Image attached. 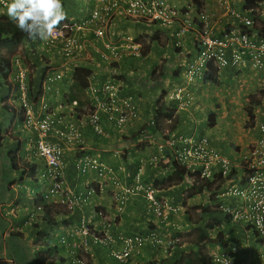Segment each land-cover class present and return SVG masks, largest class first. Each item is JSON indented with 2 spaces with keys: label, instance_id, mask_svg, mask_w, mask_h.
Listing matches in <instances>:
<instances>
[{
  "label": "built area",
  "instance_id": "2783aa9c",
  "mask_svg": "<svg viewBox=\"0 0 264 264\" xmlns=\"http://www.w3.org/2000/svg\"><path fill=\"white\" fill-rule=\"evenodd\" d=\"M5 5L4 1L1 2ZM119 9H123L125 15L132 19H145L147 21L160 22L162 25L172 24L176 17V12L168 5L167 0H96V5L90 16L81 23L70 22L57 28L51 37L45 39L44 46L47 50H55L66 59L81 61L83 58L91 59V54L86 53L88 41L83 38L87 34H94L96 39L104 41L108 30L114 24V16ZM205 20V28L202 31V50L195 63L184 72V76L190 82L201 81L209 66L213 69L223 70L228 67L239 68L247 57L253 62L254 67L263 68L260 53L264 52V43L258 53L257 43L250 38L248 33H240V30H233L229 34L217 38L213 35V29L209 23V16L202 13ZM247 26H252L253 21L249 18L244 19ZM188 28L183 29L179 35H183ZM83 34V37L78 35ZM125 44L115 46L105 43L103 49L97 50L101 55V60L107 65L118 62L130 53L134 57H140L142 50L140 44H133L128 38ZM36 48L32 47L31 49ZM86 53V54H85ZM15 81L20 87V100L25 110L24 128L35 134V155L45 162V169L41 173V179L50 183L48 198L54 197L61 199L64 205L74 208L75 205L87 203L86 197H74L66 192L64 182L63 158L65 146L81 148L84 154L76 163V168L82 174L97 172L100 176L111 173L106 165L95 156L88 153L83 132L74 122L64 115L62 109L64 103H59L53 107L49 102L43 100L39 104L30 100L28 95V68L24 59L18 56L14 59ZM62 79L61 74L49 77L48 82L54 83ZM94 110L87 114V123L95 134L104 136L105 131L102 127V115H106L109 122L113 123L118 129L123 128L127 123L138 119L139 114L131 98L120 96V89L117 83L108 80L98 89L94 86L90 88ZM56 94H59L56 91ZM180 110L186 109L189 105L184 92L179 89L172 94ZM77 102L69 106V112L74 113ZM68 116H71L68 115ZM260 136L257 142L248 148L240 156L238 163L221 155L210 145L209 139L199 136L188 138L180 137L178 141L168 143V148L173 152L176 162L189 171L199 172L201 179L217 181L216 176L226 178L230 175L234 167L242 165L246 175H249L247 189L242 190L235 186L223 188L220 197L238 198L244 200L246 205L244 210L232 213L230 209L224 208L228 215L235 221L247 222L254 228L263 246L260 254H256L254 260H245L236 263L232 256L217 251L212 254L213 264H224L228 260L229 264H264V123L259 127ZM161 155L151 159H142L137 165L135 177L131 185L120 183L119 180L112 181V199L115 210L118 214L126 208L128 197L142 195L149 207L154 212L156 218L164 223L169 220L172 214L180 211L161 197L160 190L152 183H145L143 172L147 165L156 164L164 157V149L161 147ZM95 194L94 190L88 191V196ZM223 208V207H222ZM100 230L92 234L89 226L83 224L80 234L85 236L83 246L85 253L79 264H89L87 253H89V239L94 244L105 246L111 249V255L116 264H128L134 254H139L147 245L162 247L163 252H169V247L180 242L179 237L170 235L162 236L156 231L148 235H135L123 240L121 248H115L116 239L113 236V220L104 211L100 214Z\"/></svg>",
  "mask_w": 264,
  "mask_h": 264
},
{
  "label": "clouds",
  "instance_id": "9594fccd",
  "mask_svg": "<svg viewBox=\"0 0 264 264\" xmlns=\"http://www.w3.org/2000/svg\"><path fill=\"white\" fill-rule=\"evenodd\" d=\"M3 1H4L5 5L3 3H1ZM167 2H168V5L173 7V9L175 10L176 17L173 20L172 24H168L165 26L162 25V23H160L158 21L157 22H153V21L151 22V21H147L145 19L129 18L125 15V13L123 12V9H119L124 13V18L127 22L136 21V22H139L143 25H145V24L151 25L152 29L150 30L149 34H139L138 36H133L132 34L126 35L119 44H115V46H120L121 44H125V43L129 42L128 38H131L133 41V44L134 43L140 44L142 47L141 48L142 53H141L140 57H134L130 53H127L122 58V60H120L118 62H113L109 66V65L102 62L101 55H100V53L97 52V50L103 49L104 42L102 45H97L96 42L101 41V40L96 39L94 34H93L94 40L92 41V39H89V36L92 33L87 34L85 37H83L82 33L78 34L88 41V48H87L86 53L91 54V59L83 58L81 61H77V60H73V59H66V58L62 57L58 52L55 51L57 49L49 51L44 46L45 39H48L49 37H51L57 28H61L66 23H70V22L81 23L85 19H87L95 7L96 1H95V5L92 8L90 14L85 19H83L81 21H76V20L65 21L67 19V13L65 12V10L63 8L62 0H11V2H9V0H0V20H5L6 18H9V20L14 22L16 24V26L21 31L28 33V35L30 37H33V38L39 37L41 39L40 41H36L34 45H32L30 43H24L21 47H19V49L17 50L16 53L11 55L10 62H11V66H12V72L8 78V82L11 83L12 88L5 86L4 88L8 89V95L5 99H0V106L9 105L13 109H15V114L12 113L14 115L13 126L15 125V123L17 121H21L23 129L32 135V137L29 140V147L32 149V152L34 153V155H35V134L32 131H28L24 128L25 110H24L23 105H22L21 100H20V96H21L20 87L15 81L14 59L18 56H21L24 59V63H25V65L29 71L27 83H28V87H29L28 95H29L30 100L34 101L35 105L39 104L43 100L46 101L47 100L46 94L49 91H52L53 94L55 95V97L58 99V100H56V105L53 107H57L59 105V103H64L65 105L62 109L64 115H66L69 119H74L73 121L76 122V124L78 126L79 125L81 126L80 123H84V122L88 126L86 116L90 110H92V111L94 110L93 103H95V99H94V97H92L90 88L92 86H94L98 89L101 85H103V83H105L108 80L115 81V83H117L119 86L120 96L124 97V98H131L132 102L136 106V108L138 110V114H139V117L137 120L127 123V125H125L121 129H118V127L116 128L113 123H110L105 114L102 115V127H103V129H104V119H105L107 125H112V127L115 128L114 130H116V132H113V133H119V135H121L124 132V130L127 129V127L129 128V126H133L140 119V110H139V107L136 103L134 96L131 93H129L125 96L121 95L122 90H126V83L124 82V80H121V78L123 76H125V74H129V77L131 76L133 78L134 72L140 73V80L136 78L135 86L149 87L150 85H152L151 79H152V76L154 74V70L157 69V66L160 64V61L162 59H167V57H170L172 59V61H175V59L183 58V62L180 64H176V63H173L172 61H169L170 63L166 64L164 66V70H163V73L161 76H163V75L168 76L171 74L173 76L181 75L182 80L185 83H187L188 85H195V84L205 85L206 84V87L209 86L212 89L215 88V86H216V88H218V86L222 85V83H220V81L217 85L210 80H206V77H207V75L213 73V75L216 78H218V80H219L221 73L227 68L219 71L217 69H213L212 66H209V70L205 73V75L201 81L190 82L184 76V72L190 67L191 64H193L197 61L198 56L202 50V44H201L202 43V41H201L202 40V31L204 30L205 25H206L205 20L202 18V13H206L209 16V23L213 29L214 37L221 38V37L229 34L233 30H236V31L240 30L239 31L240 33H248L250 35V38L257 43L258 53H260V47L264 43V0H257L253 3V5H251L249 7L242 5V3H243L242 0H216L217 7H218L217 8L218 13L223 15L225 18L230 19L233 22L232 24L227 25L225 28L222 27L221 29H219V24H216L217 20H216L215 12H213L212 9L209 8V6L205 0H196V1L195 0H167ZM247 18L251 19L254 22L252 26L246 25L244 19H247ZM63 21H65V22H63ZM114 22H115V16H114ZM185 28H188V31L183 35H179L180 32ZM222 29H223V31L220 32V30H222ZM167 32H170L171 35ZM164 35H167L170 38L169 43H168L169 47H167V48L161 47L162 49H164L165 52H164L163 56H159V58L156 61H153V62H156L155 63L156 65L153 64L152 67H146L143 63H141L139 66V64L137 63V59H140L143 57L149 58L151 53H152V50H153V47H152L149 50L148 54L146 56H144V54H145L144 50H143L144 44L142 42H140V38H142L143 36H145V38L148 37L149 41H151L153 46H154V45H156V43L160 42L161 36H164ZM190 37L193 38L192 43H189L188 39ZM187 45H189V46H187ZM32 47H36V48L31 49ZM190 49H192L193 51L188 52ZM186 50H188V51L186 52ZM185 52H186V56H185ZM52 54H55L54 58L51 56ZM95 55H97L99 57V63H102L103 66L107 67V69H108L109 78L105 79L103 82L96 81L97 75L95 74V71H97V70H95V67L93 66ZM174 56H175V58H174ZM245 58H246L245 62L239 68H235V67H228V68H232L236 71H240L246 65H248L256 71L264 72V67L263 68L254 67L253 62L250 61L247 57H245ZM260 58L264 64V52L260 53ZM124 60L126 61V63H130L131 68H130V70H124L122 73L120 70V64ZM56 61H58V62H56ZM57 63H59V66H56ZM116 63H119V67L117 68V73H116V69L114 68V65ZM174 65H175V68H174ZM43 66H46V71L42 74L41 78H40V76L35 78L34 74H36V68L37 67H43ZM62 66H68L70 68V72L72 73V76L70 77V79H71L70 85L72 83L73 74L78 67L88 66V67H91L93 70V76L90 80V86L88 89V95H89V98L91 100V103L88 106V108L86 109L85 114L82 117L78 116V113H77V110L79 109L78 105L75 107L74 113L69 112V106H72L73 102H77V101L70 102L67 98V94H68V90H69L70 85H69L68 90L66 92H65V90H63L61 88L62 83L67 82L66 79L69 77V76L63 75V73H62L63 70L60 69ZM127 67H129V66L127 65ZM127 67H126V69H127ZM147 70L149 71V74H150L149 76H146V74H143V72H145ZM55 74H61L62 79L59 81H56L54 83H49L48 82L49 77H52ZM117 76L120 77V79H118ZM145 79H146V81H145ZM160 79H158L154 82L155 89H158V82L160 81ZM207 83H209V85ZM38 84H39V88H37ZM210 85H212V86H210ZM179 89H181L184 92V95L187 98L189 95V92L186 89V87H182V86L178 87L175 90L174 89L171 90L170 93H168V91L166 89L163 90V88H162L161 92L159 93L158 99H156V103L154 105V111L156 112L160 107H162V110H163L164 105H162V104H164V100H165L166 96L169 98V100L171 102H174L177 104V102L174 99H172L171 96H172V94H174ZM56 91H58L59 94H56ZM165 93H166V96L162 98L161 95L163 96V94H165ZM160 97H161V99H160ZM14 99L16 100V103L20 105V109L17 107V104L14 103ZM159 99L161 100L160 104H158V102H157ZM254 101H255V103H254V105H252V102H254ZM77 104H78V102H77ZM217 106H220V103H218ZM260 106H264V88L262 90H260L254 97L253 96L250 97L249 101L245 102V105L243 106L245 108V114H246V115H244V118L242 117L243 118L242 120L244 121L243 127L247 130L253 129L254 127H256L257 123L259 122V126L257 129L258 130V137H257L255 142L248 145L247 147L235 149V151H236L235 153L239 154L237 156V158H235L233 156H230V157L226 156L236 163H238L240 156L242 154H244L248 150L249 147H251L252 145H254L257 142V140L260 136L259 127L262 123H264V120H257V117L260 118V116H261V114L259 113V110H258V108ZM170 108H172V109H170ZM244 108H242V112L244 111ZM167 109L174 110L175 114H176V111H185L187 109V107H186V109L180 110L178 107V104H177L175 108L169 107ZM167 109H165L164 111H166ZM21 111H22V113H21ZM1 112H5V111L0 110V113ZM6 113H10V112H6ZM18 113L22 114V116H23L22 119L19 118ZM212 113L213 112H210L209 115ZM70 114H71V116H68ZM252 114H253V117L251 118L250 115H252ZM214 115H215V122L218 125L219 117L216 114H214ZM241 115H243V113H241ZM155 118H156V114L154 116L153 115L151 116V121L149 122V127L153 128L155 130L162 131V137H161L160 141H158L155 144V153L152 156H150L148 158L141 157L138 160H136L134 175H135V171L137 169V164H139V162L142 159L149 160L154 156L161 155V153H160L161 147L164 149V154H163L164 157H162L156 164H153L150 166L160 167V166H162L164 164H168L172 161H175L172 163H176V165H178L175 157L173 156V152H171L168 148V143L171 141H178L180 139V137H184L185 134H183V133L181 134L180 132H173V133L167 134V131L170 132L172 130L173 131L175 130L174 128H172V126H173V121L177 117L175 115L174 120H170V124L166 123L167 119H165L164 117H161V122L159 123V126L158 125L156 126V128L154 126L155 125ZM208 122H209V116H208ZM1 125H2V122H1V118H0V126ZM80 126H79V128H80ZM88 128H89V126H88ZM162 128H164L165 130H163ZM7 129L8 128H5V127L1 128L0 127V140H1L0 148L1 149L4 148L5 144H8L9 147H11L12 145L13 146H15V145L20 146V144L25 141V136L22 133L14 134L11 130H10L11 133H10V131L8 133H6ZM90 130H91V132L94 133V131L92 129H90ZM81 131H82V129H81ZM104 131H105L104 136H100V135H97L95 133L94 134L96 136H98L99 139H103L106 137H107V139H109L110 134H108V132L105 129H104ZM146 132H148V131H146ZM140 134H141V138H142L143 133H142V130H140V126H138L133 134H131V135L129 134L130 136L128 135V136L124 137L123 140L128 141L130 143L134 142L136 144V149H138L140 151V147H142L141 145H145L144 143H141V145H140ZM83 135H84V133H83ZM192 136L205 137V136H201V135H197V134H193ZM6 137L9 140L8 142H5ZM84 138H85L86 149H87V140H86L85 135H84ZM205 138H207V137H205ZM209 142H210V140H209ZM12 143H14V144H12ZM210 145H212L211 142H210ZM9 147H7V149H9ZM73 149L74 150L79 149L81 152V155L75 161V167H76V163L78 160H80V158L84 154V151L81 148H73ZM122 149L121 150L116 149V151L120 152V151H122ZM87 151L89 154L95 156L89 150H87ZM216 151L218 153H220L221 155L225 156L224 153H222L218 150H216ZM12 152L13 151L10 150L5 155L7 157H9V154H11L13 159L11 157H9L11 160L10 165H12L11 167L13 170H16V165H15L16 164V157H15V155H12L13 154ZM16 152H17V150L15 151V153ZM123 153L124 152L121 153L123 156L128 155V153H126V152L124 154ZM35 157H37L43 161V169L40 171H38L36 169L34 171V174H35L33 177L34 179H32L30 177L31 173H32V170H31L29 177H30V179H32L34 181L35 180L39 181L40 183L43 184V186L46 185L48 189L45 192V194L42 196V199H44V202L41 201L40 203H38L35 206L34 210L31 211V213L29 215V221H36L39 216L43 215L44 208L46 205H55L56 203H58V205L60 207H65V209L69 212L74 210L76 206H79V204H77L74 206V208H70L68 205H64L61 202L62 200L59 198H54V197L48 198L51 185L49 182L41 179V175H42L41 173H43V171L45 169V162L40 157H38L36 155H35ZM23 160H25V159H23ZM99 160L102 163H104L101 159H99ZM25 161H27V160H25ZM13 162H15V164ZM26 164H29V162L24 163L23 167H25ZM63 166H64V158H63ZM29 167H30V165H29ZM24 169H26V168H22V170H24ZM78 172L81 175H84L79 170H78ZM87 175L88 174H85L84 176H87ZM64 176H65V169H64ZM215 178H217V179H215L217 181V184H215V181L202 179V182L209 181L210 183H213V188L217 187V189H220V191H218L219 194L215 196L216 197L215 202H209L206 199L207 200L206 203H203V207L205 208V210L208 211V210L214 209L217 211L218 210L224 211V208H227V209H230V211L232 213H234L236 211L244 210V206L246 205V203L244 200H241L238 198H233V197L229 198V199L235 200L237 202L236 206H230V205L225 204V202H222V203L219 202V198L225 199L223 197H220V194L223 192V188H225V187L235 186V187H238L242 190L247 189L250 177H249V175H246L245 169L242 167V165H240L238 167H234L233 170L231 171L230 175L227 176L226 178H222L221 176H216ZM143 179H144V177H143ZM221 181H225V182H223V184H221ZM64 182H66L65 178H64ZM132 182H131V184H132ZM145 183H152V182H146L145 181ZM131 184H127V185H131ZM64 186H65L66 192L68 191L69 193H71L69 190H67L66 183L64 184ZM178 187H181V186H178ZM175 188H177V187H175ZM89 190H94L95 193H97L95 189H89V187H88L87 192H86V198H88V202L87 203H81V204L87 205L90 203L89 198L95 197V194L92 196H88ZM170 191H172V190H170ZM160 193H161L160 194L161 197L164 200H167L172 205L179 208L180 211L176 214H172L168 221L161 223L156 218L154 212L149 207V204L147 203L145 198L142 195H135V196H141L145 200V202L148 204V208H149L152 216L161 225V226H159V225L155 224L153 227H151V229L147 233H139V234H135V235H148L150 232L156 231L162 236L170 235L174 238L179 237L180 238L179 243H182L183 234L185 232L191 230V229H194L196 226L193 227V225H190L189 221L186 220V223H183L181 225L174 227L173 228L174 232L167 231V233H163L162 231H163V229H165V225L169 221H172L173 219L178 218V216L181 214L182 208H180L178 206V205H180V204H177L178 201L177 202L175 201L176 202L175 203L171 199H169L171 197L169 195H167V193H165V195L162 193V191H160ZM205 193H207V192H205ZM71 195H72V193H71ZM74 197H78V196H74ZM210 198L214 199L213 195ZM112 202H113V199H112ZM113 205H114V202H113ZM101 208H103V207H101ZM114 208H115V205H114ZM106 213L108 214L107 211H106ZM122 213H120V214H122ZM116 214L120 215L117 212H116ZM226 214H228V213H226ZM108 216L111 217L109 214H108ZM111 218L114 219L113 223H112L113 224L112 234L115 237L116 242H117L115 245V248L116 247L121 248L122 242L125 238L135 236V235L126 236L124 238H118L117 235L115 234V226H116L117 218H115V217H111ZM208 218H211L213 220V217L211 214H208V213L204 214V220H207ZM228 218H229V220L227 221L226 216H223V219L221 220V224L218 227V229L215 232H212L210 234V239L213 240L214 242H217L216 244H213V245L209 244L206 247V249L208 250L209 255L211 257V261H212V254L217 253V251H220L222 253L228 254L229 256H232L236 263L241 262V261H245L248 259L254 260L256 258V254L257 255L260 254L261 248L263 246L262 242L260 241V239L258 237V234L254 230V228L252 226H250L247 222L235 221V220H233V217L231 216V214H230V216L228 215ZM199 221H202V225L206 222V221H203L201 219V217H200ZM224 221L233 222L234 224H237L239 227L244 229V231L251 232L252 233L251 239H249L247 237V234H246L245 238L242 241H239L234 245H230L228 243V240L231 239V237L225 235L224 231H223V227L225 225ZM100 222H101V220L99 219V229H100ZM81 223H82V225L86 224L87 226H89L90 232L92 234L99 232L98 228L95 227L96 229H93L92 226H90L87 222L82 221ZM219 235L222 236V238L220 240H218ZM61 243L66 244L67 241H64ZM93 245H96V244H94L93 241H91V244H90V241H89V253H87V260H88L89 264H93L91 262V259H90V257H91L90 254L92 252L91 248ZM97 246L105 248L106 250L109 251V254L111 255V249L110 248L105 247V246H100V245H97ZM175 246H176V244L174 246L169 247L170 248L169 252L165 254L163 252L162 247H158V246L153 247L152 245H147L144 249H146L148 247L151 252L157 251V255L154 258V260H152L148 264H151L152 262L160 263V262H163V260L165 258H171L172 255L174 254ZM184 246L189 247V249H187L188 252H190V250L194 249L193 245H191V246L184 245ZM144 249L139 254H134V256L130 259L128 264H130L133 259L137 258L138 256H141L142 253L144 252ZM225 249H227V250H225ZM71 253L73 254V263L79 264L78 261L82 259V256L85 253L83 244H81V248L78 247L76 250H75V245H74L72 247ZM111 258H112L113 262L116 264L112 255H111ZM224 264H229L228 260H225Z\"/></svg>",
  "mask_w": 264,
  "mask_h": 264
},
{
  "label": "crops",
  "instance_id": "0c3cea01",
  "mask_svg": "<svg viewBox=\"0 0 264 264\" xmlns=\"http://www.w3.org/2000/svg\"><path fill=\"white\" fill-rule=\"evenodd\" d=\"M76 1H80V5L86 8L85 14L83 17L81 16L80 20H76L74 18V14L76 12H71L70 9L65 10L67 13V19L65 21H81L85 19L90 14L96 0H62L63 8L73 6ZM205 1L209 8H211L216 14V24H219V29L222 27L225 28L227 25L233 23L230 19H227L218 13L216 0ZM9 2H11V0H9ZM126 22L124 13L121 10H118L115 14V22L112 27H110L105 37V41H97L96 44L102 45L103 42L113 45L119 44L126 35H129V29L125 26ZM221 31H223V29L220 30V32ZM167 33L171 35L170 32ZM93 37V34H91L89 39H92L93 41ZM188 40L189 43H192L193 38L190 37ZM187 51L188 50H186V52ZM192 51L193 50L190 49L188 52ZM54 55L55 54H52L51 56L54 58ZM182 62L183 58H178L173 61V63L176 64H180ZM153 63L156 65V62ZM127 65L131 66L130 63H126L125 66H123L122 63L120 64V70L122 73L126 70ZM56 66H59V63H57ZM93 66L95 67V70H97L95 71V74L97 75L96 81L103 82L105 79L109 78L107 67H104L102 63H99V57L97 55H95ZM42 69L43 67L36 68V74H34L35 78L41 74L40 70ZM60 69L63 70V75L69 76L66 79L67 82H63L61 85V88L66 92L71 82L70 77L72 76V73L70 72V68L68 66H62ZM163 76L165 79H160L158 82V88H163V90L166 89L168 93H170L171 90H175L176 88L182 86L186 87L189 92L187 97L189 106L185 110L184 114L180 111H176L175 115L178 119V124L176 126H172L175 130L170 132L167 131V134L173 132L186 134L185 131L192 130L195 115L190 111V109H200L202 112L204 110L205 113L206 105L212 106V104H215L213 101H211V103L208 102L209 97H213L214 99L216 94L220 93L222 95V98L220 99L222 101V105L220 104V106H217V104H215V108L219 112L224 113L228 110L227 106H230L233 111L232 113H236L228 114L227 119L222 123V126L224 124L228 125L230 129L229 134L228 132L225 133L234 140V142H230L229 146L226 147L229 151L228 154L237 158L239 154L235 153V149L245 148L256 141L258 137V130L256 127L247 130L242 125L241 128L238 127L234 122L236 117L242 113V108H244L242 104H245V102L249 101L250 97H254L264 88V72L256 71L248 65L240 71L227 68L221 73L219 78L220 83H222L220 86H223L222 88L225 90L223 92L217 90L214 93H212L213 90L211 87H206V84L188 85L182 80L181 75L173 76L171 74ZM247 83L252 84L250 90H248L245 86ZM207 84L209 85V83ZM126 88L129 89L127 84ZM141 88L144 90L140 92V95H137L140 97V104L136 101L140 110V119L133 126H129V128L127 127L121 135H119V133H113L116 132V130H114L115 128L112 127V125H107L105 119L104 126L106 127L108 134H110L109 139H107V137L103 139H97L94 136L92 137L91 130L88 128L87 124L85 122L80 123L82 127L80 125L79 126L87 140V150L101 159L104 162L103 165H106L108 169H111V173H106L103 176H100L97 172H91L87 176L81 175L75 167V161L81 155L80 150H74L72 147L66 146L64 169L67 190H69L73 196L78 197H86V192L90 184H99L100 190L95 197L89 198V204H79V206H76L74 210L67 212V216H65V212H61L60 209H57L61 212V214H56L54 218L55 222L52 227H47L45 223L41 221L43 215L39 216L36 221H29L31 211H33L35 206L41 202L42 196L48 189L46 185L43 186V184L39 181H34L29 177L32 167H36L38 171L43 169V161L35 157L31 148L29 149L30 152L24 156V142L16 148L13 147L14 149H7L5 147L3 149L0 148V261L2 259L4 264H35L36 256L39 253H42L48 257V259L51 258L54 260H49L48 264H62L66 260V255H68L73 262V254L71 253L72 247L75 245V250L78 247L81 248V244H83L86 239V237L81 235L79 232L82 225L81 222L85 221L92 226L93 229H96L93 225H99V219L96 216V208L99 207L105 208L111 217L117 218L115 234L118 238H124L126 236L139 233H147L155 224L161 226L152 216L148 208V204L141 196H129L126 208L120 215L116 214L111 198L110 190L112 189V181L119 180L121 184H131L135 177L134 170L136 160L141 157L148 158L152 156L155 153V144L160 141L162 137V131L149 127L150 117L156 114L154 111V105L156 103V99H158L159 93L156 90H153L150 86ZM232 89H234L233 92L230 91ZM150 91L152 93H150ZM235 91H238L239 93L235 95L232 100L230 98L234 95ZM129 93H132V89L122 90L121 95L125 96ZM162 105H164L162 112V117H164V110L169 107L175 108L177 104L171 102L166 96L164 104ZM261 116H263L262 113ZM257 120H260V118L257 117ZM166 123L170 124V120H166ZM207 125L209 126V123ZM138 126H140V130H142L143 133L142 138L140 134V145L141 143L145 144L141 145L142 147H140V151L136 149V144L134 142L130 143L123 140L124 137L129 134H133ZM217 126L218 125L215 122V127H213V129ZM162 129L165 130L164 128ZM254 130H256V134L253 133ZM146 131H148L149 135H147ZM193 134H196L195 130L189 135ZM116 149H122V151L119 152L116 151ZM10 150L13 151L12 155H15L16 157L15 171L20 170L22 172V177H20V179L23 186H19L16 180L9 181L6 177V171L12 165H10V158L5 154ZM14 150H17V152L15 153ZM122 152H126L128 155L123 156L121 154ZM136 153L140 154L135 156ZM26 162H29V164H26L27 166L23 167ZM33 164L34 166L29 167V165ZM150 167L144 173L145 180H152L161 176L158 171V167ZM22 168L26 169L22 170ZM12 176L15 177V173ZM27 180H30L32 184H29L28 182V184H25ZM176 191V188H174L173 192L168 190L162 191V193L164 195L167 193V195L171 197L169 199L173 202H177L178 199L175 194L177 193ZM225 204L236 206L237 202L235 200H229L228 202H225ZM55 205L59 206L58 203ZM87 218L91 221H87ZM183 223L185 222L173 219L165 225V229H163L162 232H174L173 228ZM88 239L91 244V239ZM64 241H67V243L62 244L61 242ZM46 243H48L47 246H44ZM185 248L181 247V249H177L175 251L177 254H181L184 249H189V247ZM62 250L65 251L66 255L62 254ZM91 250L90 259L93 264H115L109 254V251L105 248L93 245ZM156 255L157 251L151 252L147 247L144 249L142 255L133 259L130 264H148L154 260Z\"/></svg>",
  "mask_w": 264,
  "mask_h": 264
},
{
  "label": "trees",
  "instance_id": "16d2710c",
  "mask_svg": "<svg viewBox=\"0 0 264 264\" xmlns=\"http://www.w3.org/2000/svg\"><path fill=\"white\" fill-rule=\"evenodd\" d=\"M255 1L257 0H242L243 2L242 5L249 7L253 5ZM0 31L3 33V40L0 41V86L2 87L7 86L9 88H12L11 83L8 82V78L12 72V66L10 62L11 55L16 53L19 47H21L24 43H30L34 45L36 41H40L41 39L39 37H35V38L30 37L28 33L21 31L14 22L9 20V18H6L5 20H0ZM118 67H119V63H116L114 65V68L116 69V73H117ZM92 76H93V70L91 67H88V66L78 67L73 74L72 83L69 87L67 98L70 102H73V101L78 102L79 109L77 110V113L79 117H82L85 114L86 109L91 103V100L88 95V89L90 86V80ZM130 77L128 78V77L123 76L124 82L129 87V89L126 88V90H130L135 86V82H132V79ZM117 78L120 79V77L118 76ZM206 80H210L217 85L219 83L218 78H216L213 75V73L207 75ZM165 96H166V93L163 94V96L161 95L162 98ZM160 99L157 101L158 104H160L161 102ZM254 103L255 101L252 102V105H254ZM0 110L15 114V109L10 107L9 105L0 106ZM162 112H163L162 107H160L156 111V118H155V125H154L155 128L157 125L159 126V123L161 122V117L163 116ZM21 113H18V114H19V118L22 119L23 116ZM250 117L252 118L253 114L250 115ZM164 118L167 120H174L175 111L167 109L164 113ZM150 121H151V117H150ZM208 123L211 128L215 126V115L213 113L209 115ZM177 124H178V119L176 118L173 121V126H176ZM146 133L147 135H149L148 132ZM191 136L192 135L185 134L184 137L188 138ZM9 157L13 159L11 154H9ZM172 162H175V161H172ZM172 162L158 167L159 168L158 171L161 174L160 177L158 176L157 178H154L152 180L151 179L145 180L144 178V180L146 182H152L156 186V188L159 189L160 191L172 190L171 192H173V189L176 186H181V187L176 188L177 193H175L178 199L177 204H180L178 205L180 208L186 207V203L188 204V202L191 201L193 198H195L197 195H201V196L204 195L205 197H207L206 199H208L209 202H215V200L210 197L212 195H215V196L218 195L219 194L218 191H220V189H217L213 193L212 192L213 183H210L209 181L202 182L201 175L199 172L188 171L187 169L181 167L178 163H177L178 165H176V163H172ZM13 163L15 164V162ZM32 166H34V164L30 165V167ZM149 167L150 165L146 166V168L144 169V173ZM31 170H32V173L30 177L34 179L33 177L35 175L34 171L36 170V167H32ZM144 173H143V177H144ZM223 182L225 181H221V184H223ZM89 189H95L96 192L98 193L100 190V185L91 184L89 185ZM110 191H111V197H112L113 190L111 189ZM187 191H193L191 196H194V197H189L190 196L189 194V196L185 198L183 195L186 194ZM97 193H95V196L97 195ZM177 194H179V196H177ZM229 200L231 199L219 198L220 203L228 202ZM41 201L44 202V199H42ZM57 209H60L61 212H65V216H67L66 213L69 212L65 209V207H60L56 205H46L44 208L43 217L41 221H43L47 227H52V225L55 222L54 218L56 214L57 215L61 214V212H59ZM101 211L106 212L107 210L101 207L96 208V216L98 219H100L99 214ZM181 212H182V209H181ZM206 213L211 214L213 217V220L211 218L204 220V214ZM223 216H226L227 221L230 218V217L228 218V214H226L224 211H220V210L214 211V209L205 211L202 214L201 219L206 222L202 226H199L195 229L196 238L193 243V247H194L193 250H190V252H188V250L184 249L185 250L184 251L182 249L183 253L181 254L180 253L177 254L175 251L172 256V260L171 258H165L163 262H160V263L152 262L151 264H213L206 247L209 244L213 245L217 243L210 239V234L212 232H215L218 229V227L221 224V220L223 219ZM93 226L99 229V225L94 224ZM221 238L222 236L219 235L218 240H220ZM47 244L48 243H46L44 246H47ZM181 247L185 248L184 244L178 243L176 244L174 250L181 249ZM49 260L54 261L51 258L48 259V257H46L44 254L39 253L35 258V264H48ZM0 264H4L2 259L0 261Z\"/></svg>",
  "mask_w": 264,
  "mask_h": 264
},
{
  "label": "rangeland",
  "instance_id": "374dc122",
  "mask_svg": "<svg viewBox=\"0 0 264 264\" xmlns=\"http://www.w3.org/2000/svg\"><path fill=\"white\" fill-rule=\"evenodd\" d=\"M80 4H81L80 1H76L73 6H67L64 8V10L70 9L71 12H73V11L76 12L74 14V18L76 20H80L81 16L83 17V15L86 12V8H84ZM125 26L128 27L129 34H132L133 36H138L139 34H149L150 30L152 29L151 25H147V24L143 25V24L136 22V21L126 22ZM169 40H170L169 36H167V35L161 36L160 42L156 43V45L153 46L152 42L149 41L148 37L145 38V36H143L142 38H140V42H142L144 44V46H143L144 47L143 50L145 53L144 56H146L148 54L149 50L152 47H153V50H152V53H151L149 58L143 57V58L137 59V63L139 64V66L141 63H143L146 67H152V65L154 64L153 61H156L159 58V56L164 55L165 51L161 47H163V48L169 47V44H168ZM169 61H172V59L170 57H167V59H162L160 61V64L157 66V69L154 70V74H153L152 79H151L152 85H150V87H152V89L156 90L158 93L161 92V88L155 89L154 82L156 80L160 79L161 77L163 79H165V77L161 76V75L163 73L164 66L166 64H169L170 63ZM122 64H123V66H125L126 61L125 60L122 61ZM130 68H131V66L127 67L126 70H130ZM45 71H46V66H43V69L40 70V73H41L39 75L40 78L42 77V74ZM133 74H134V77L133 78L130 77L131 79H133L132 82H136V78L140 80V73L134 72ZM143 74H146V76L150 75L148 70L143 72ZM125 77L129 78V74H125ZM121 80H123V77L121 78ZM145 81H146V79H145ZM245 86L247 87L248 90H250L252 84L247 83V85H245ZM222 87L223 86L216 88V86H215V88L212 89L213 90L212 93H214L217 90L220 92H223L225 89ZM37 88H39V84L37 85ZM143 90L144 89L139 87V86H134L132 88V95L134 96V98L138 102V104H140V97H138L137 95H139V93ZM230 91L233 92L234 89H232ZM198 92H199V90H198ZM150 93H152V92L150 91ZM238 93H239L238 91H235L234 95L230 99L233 100L234 96L237 95ZM7 95H8V89L0 86V99H5L7 97ZM46 97H47V100H46L47 102H49L52 106L56 105V100H58V99L55 97V95L53 94L52 91H49L46 94ZM221 98H222V95L220 93H217L216 97H214V99H213V97H209L208 102L211 103V101H213V103H215V104L220 103L222 105V101L220 100ZM14 103H16L15 99H14ZM215 104H212V106L206 105L205 106V110H206L205 113H204V110L202 112L200 109H197V110L190 109V111L193 112L195 115V121L192 124V130L185 131V133L191 134L195 130L196 134H198V135L201 134V136H205L210 140V142L212 144L211 145L212 148H214L220 152H223L225 156L230 157V155L228 154L229 151L226 149V147L229 146L230 142H234V140L225 133V132H228V134H229L230 129H229L228 125L224 124L222 126V123L224 120L227 119L228 114H236V113H232L233 111H232L230 106H227V108H228L227 112H224V113L219 112L215 108ZM244 105L245 104H242V106H244ZM17 107L20 109L19 104H17ZM258 110H259L260 114L261 113L263 114V116H260V120H264V106H260L258 108ZM180 112H182V114H184L185 111H180ZM210 112H213L214 114L218 115V117H219V123L215 129H213L207 125L208 124L207 120H208V116H209ZM242 113H243V115H246L245 114V108H244V111ZM243 115L239 114L238 117H236L235 122H234L240 128H241V125L242 126L244 125V121L242 120ZM0 118H1V122H2V125L0 127L1 128H4V127L8 128L6 133H8L11 130L14 134L22 133L25 136V141H24L25 149H24L23 153H24V156L26 154H28V152H30L29 140L32 137V135L23 129L21 121H17L15 123V125L13 126L14 115L12 113L1 112ZM187 119H188V117H187ZM258 126H259V122L256 125V129H258ZM104 129L107 131L105 126H104ZM11 131H10V133H11ZM253 133L256 134V130H254ZM91 136L92 137L94 136L97 139L99 138L93 132H91ZM8 141L9 140L6 137L5 142H8ZM12 144H14V143H12ZM4 147L7 148V147H9V145L5 144ZM13 147L16 148L17 145H15V146L12 145L11 147H9V149H14ZM139 154L140 153H136L135 156H138ZM14 173H15V177L12 176V175H14ZM18 175H19V177H18ZM6 177L9 181L16 180L17 184L19 186H23V184L21 183V179H20V177H22V172L20 170L15 171L12 169V167H10L6 171ZM27 182L29 184H32V182L30 180H27L25 182V184H28ZM176 187H178V186H176ZM215 190H217V187H214L212 189L213 192ZM192 193H193V191H187V193L184 194L183 196L186 198L190 194L189 197H194V196H191ZM177 196H179V194H177ZM213 197L215 200L216 199L215 195H213ZM206 198L207 197H205L204 195H202V196L197 195L195 198H193L191 201L188 202L189 205L186 203V207L182 208L181 214L178 216V218H176L177 221H184L185 223H186V220H188L190 225H193V227L196 226L194 229H191V230H189L183 234L182 243L184 245L191 246L194 243V240L196 238L195 229L202 225V221H199V220H200V217L202 216V214L206 211L205 208L203 207V203H206V201L208 200V199L206 200ZM188 210H190V211H188ZM214 211H217V210H214ZM87 221H91V220L87 218ZM224 222H225V225L223 227V231H224L225 235L231 237V239L228 240V243L230 245H234L237 242L242 241L245 238L246 234L248 235V238L251 239V236H252L251 232L244 231V229L239 227L237 224H234L233 222H226V221H224ZM225 250H227V249H225ZM62 254L66 255L64 250H62ZM65 259L66 260L62 264H74L68 255H66Z\"/></svg>",
  "mask_w": 264,
  "mask_h": 264
},
{
  "label": "water",
  "instance_id": "95a60500",
  "mask_svg": "<svg viewBox=\"0 0 264 264\" xmlns=\"http://www.w3.org/2000/svg\"><path fill=\"white\" fill-rule=\"evenodd\" d=\"M3 40V33L0 31V41Z\"/></svg>",
  "mask_w": 264,
  "mask_h": 264
}]
</instances>
